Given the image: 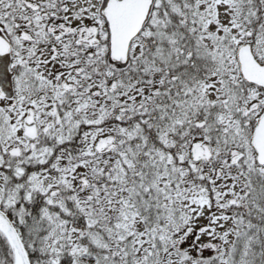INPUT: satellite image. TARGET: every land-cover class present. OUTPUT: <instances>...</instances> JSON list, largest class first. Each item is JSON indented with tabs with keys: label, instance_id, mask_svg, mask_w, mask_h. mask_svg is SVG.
Wrapping results in <instances>:
<instances>
[{
	"label": "snow or ice",
	"instance_id": "obj_1",
	"mask_svg": "<svg viewBox=\"0 0 264 264\" xmlns=\"http://www.w3.org/2000/svg\"><path fill=\"white\" fill-rule=\"evenodd\" d=\"M0 264H264V0H0Z\"/></svg>",
	"mask_w": 264,
	"mask_h": 264
}]
</instances>
